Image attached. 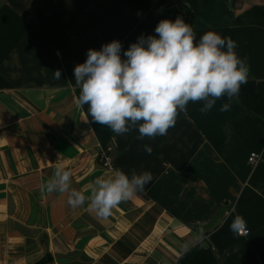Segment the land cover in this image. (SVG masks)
Here are the masks:
<instances>
[{
  "label": "crops",
  "instance_id": "crops-1",
  "mask_svg": "<svg viewBox=\"0 0 264 264\" xmlns=\"http://www.w3.org/2000/svg\"><path fill=\"white\" fill-rule=\"evenodd\" d=\"M181 17L197 42L207 31L231 37L247 57L248 81L264 98V0H0V264H178L181 246L203 226L218 264H264V119L238 98L206 114L189 102L167 135H117L77 107L74 67L113 40L122 51ZM61 78L55 79L56 70ZM144 145L152 148L151 154ZM113 169L153 175L145 192L106 218L66 195L40 191L57 165L72 187ZM262 161L250 165V154ZM242 216L250 231L230 230Z\"/></svg>",
  "mask_w": 264,
  "mask_h": 264
},
{
  "label": "clouds",
  "instance_id": "clouds-1",
  "mask_svg": "<svg viewBox=\"0 0 264 264\" xmlns=\"http://www.w3.org/2000/svg\"><path fill=\"white\" fill-rule=\"evenodd\" d=\"M157 35H141L137 42L122 51L121 42L113 40L100 50L89 49L84 63L74 67L75 83L80 92L77 107L88 105L92 120L106 125L117 135L138 129L137 140L165 136L175 126L189 102H203L199 109L206 114L217 100L226 97L219 109L227 112L238 98L241 86L248 83L250 66L247 57L240 58L237 44L231 37L207 31L197 42L193 27L181 17L161 20ZM54 73L61 78V71ZM151 154L152 148L144 145ZM149 171L131 174L122 169L96 177L88 186L89 194L72 187V172L57 165L40 191L51 195H66L67 205L83 208L97 218H108L122 203L134 200L151 183ZM235 234H246V221L237 215L230 224ZM200 226L182 251L186 253L194 242L203 241Z\"/></svg>",
  "mask_w": 264,
  "mask_h": 264
},
{
  "label": "trees",
  "instance_id": "trees-1",
  "mask_svg": "<svg viewBox=\"0 0 264 264\" xmlns=\"http://www.w3.org/2000/svg\"><path fill=\"white\" fill-rule=\"evenodd\" d=\"M238 99L245 109L264 119V98L256 91L253 81H248L247 84L241 86ZM51 262L52 257L46 255L43 260L36 264H50ZM178 264H218V262L210 246L205 243H198L181 256Z\"/></svg>",
  "mask_w": 264,
  "mask_h": 264
},
{
  "label": "built area",
  "instance_id": "built-area-1",
  "mask_svg": "<svg viewBox=\"0 0 264 264\" xmlns=\"http://www.w3.org/2000/svg\"><path fill=\"white\" fill-rule=\"evenodd\" d=\"M109 148H103L99 154V159L104 163V165L109 169H113L112 160L109 157ZM262 161L261 155L257 153L250 154L248 158V163L252 166L257 165ZM250 231L248 230L246 234H239L240 236H247L249 235Z\"/></svg>",
  "mask_w": 264,
  "mask_h": 264
}]
</instances>
